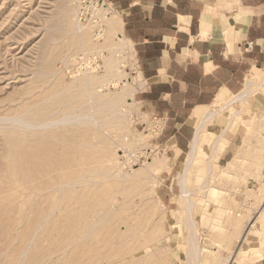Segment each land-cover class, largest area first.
Returning <instances> with one entry per match:
<instances>
[{
	"label": "rangeland",
	"instance_id": "374dc122",
	"mask_svg": "<svg viewBox=\"0 0 264 264\" xmlns=\"http://www.w3.org/2000/svg\"><path fill=\"white\" fill-rule=\"evenodd\" d=\"M79 2L0 0V264H188L190 218L196 264H264V85L202 106L187 213L115 11Z\"/></svg>",
	"mask_w": 264,
	"mask_h": 264
},
{
	"label": "crops",
	"instance_id": "0c3cea01",
	"mask_svg": "<svg viewBox=\"0 0 264 264\" xmlns=\"http://www.w3.org/2000/svg\"><path fill=\"white\" fill-rule=\"evenodd\" d=\"M108 1L139 67L138 102L166 124L173 151H189L202 106L239 93L250 74L264 85V0Z\"/></svg>",
	"mask_w": 264,
	"mask_h": 264
},
{
	"label": "bare ground",
	"instance_id": "6f19581e",
	"mask_svg": "<svg viewBox=\"0 0 264 264\" xmlns=\"http://www.w3.org/2000/svg\"><path fill=\"white\" fill-rule=\"evenodd\" d=\"M107 14L109 12H106ZM78 23V22H77ZM79 26V23L77 24ZM117 25H116V21L115 19L113 18V15L108 17V28L109 29H113V28H116ZM257 80V76L256 74L254 75H249L246 79V82H245V87L243 88L242 91H240L239 93L237 94H233L231 95V98L228 99L227 101H225V103H223L221 105V107H224V106H228L229 104H231L233 101H243L246 96L248 95L249 91H250V87L252 85H254L255 81ZM221 98H224V97H221L219 96L217 98L218 101L221 100ZM112 107V106H111ZM237 113L236 110H233L232 113L230 114V117H232L233 115H235ZM216 114V111H209L207 112L206 114H204L200 120V122L198 123V125L195 127V131H194V134H193V138H192V141H191V145H190V149L189 151L183 156V164H184V168L182 170V172L178 173L177 174V182H178V185H179V191H178V196H179V201L180 203L182 202V207L187 211V213H190L189 209L191 208L190 205H191V202L189 201V189L187 188V177H188V174H189V168H190V165L191 163L195 160L196 158V153H197V149L199 147V144H200V141H201V127H202V124H204L206 121H208L209 119L213 118L214 115ZM83 115V114H82ZM81 115V116H82ZM68 118V117H67ZM58 120H63V119H58ZM65 120V119H64ZM63 120V122H64ZM69 120V119H68ZM53 120H51L52 122ZM57 121V120H56ZM50 123V120L47 122V124L49 125ZM223 131V130H222ZM222 131L221 133L219 134V136L222 135ZM40 159V158H39ZM40 163V162H39ZM60 163V162H58ZM60 165V164H59ZM53 168V167H52ZM55 168V167H54ZM53 170V169H52ZM56 170V169H54ZM52 178V177H51ZM69 183V182H68ZM67 184V183H66ZM71 184H69L70 186ZM26 187V186H25ZM41 189V188H40ZM44 189V188H43ZM54 190V189H53ZM72 190V189H71ZM46 191L49 192L50 194V191H52V187H46ZM73 191V190H72ZM71 192V191H70ZM52 193V192H51ZM264 204V203H263ZM262 204V205H263ZM264 206V205H263ZM51 208V207H50ZM53 209L55 207H52ZM52 208L49 210V212L47 211V215L46 217L44 218V221L47 219L48 220V217L51 215V212H54L55 209L52 211ZM262 208V207H261ZM60 210V209H59ZM53 214V213H52ZM190 214L187 215V217H189ZM258 216V215H257ZM262 218H263V221H264V212L262 213ZM66 219V223H65V227L67 229V227L69 225L68 224V221H69V217L67 219V217L65 218ZM188 218H186L187 220ZM193 220V219H192ZM191 218L189 220L186 221L187 223V226L188 228H190V232H189V235H188V245H190V248L188 250V252L186 253L187 254V257H188V261L189 263L188 264H196L195 261L197 260L198 261V247L197 245L195 244V241H194V231H193V228H194V222H192ZM194 221V220H193ZM252 221V220H251ZM46 222V221H45ZM264 223V222H262ZM262 225V224H261ZM40 227V226H39ZM38 227V229H39ZM262 231V236H261V239H260V243L264 246V225L263 227L261 228ZM247 230V229H246ZM245 232V230H244ZM247 235V233H244L243 235L241 234V239L243 237H245ZM187 245V246H188ZM50 256V255H49ZM53 256V255H52ZM37 258V257H36ZM48 262V261H47Z\"/></svg>",
	"mask_w": 264,
	"mask_h": 264
},
{
	"label": "built area",
	"instance_id": "2783aa9c",
	"mask_svg": "<svg viewBox=\"0 0 264 264\" xmlns=\"http://www.w3.org/2000/svg\"><path fill=\"white\" fill-rule=\"evenodd\" d=\"M79 1H80L79 2L80 8H85L88 5L87 3L94 2L95 4H100L104 6L105 9L108 8L112 10L111 3L108 0H79ZM86 64H88V61H86ZM160 124H161V119L153 116L152 121H151V125L153 126V128L157 129ZM152 152H153V149H148V151H143L140 153V155L138 156L136 160H134L133 162L131 161V162L135 163L136 161H139V159L147 158L148 157L147 155H149Z\"/></svg>",
	"mask_w": 264,
	"mask_h": 264
}]
</instances>
